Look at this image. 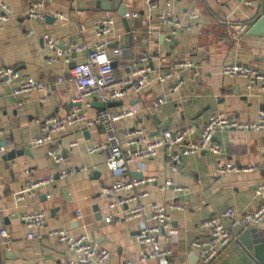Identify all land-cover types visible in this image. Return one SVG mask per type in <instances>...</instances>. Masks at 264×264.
<instances>
[{
  "label": "crops",
  "instance_id": "1",
  "mask_svg": "<svg viewBox=\"0 0 264 264\" xmlns=\"http://www.w3.org/2000/svg\"><path fill=\"white\" fill-rule=\"evenodd\" d=\"M32 1L0 0V4H5L13 14L10 20H0V67L16 68L20 77H31L52 86V91L45 94L33 91L14 96L12 88L18 81L9 85L0 82V144L6 149L4 154L21 151L15 154L8 167L3 160L4 154H0V228L6 229L11 238L7 246H0V264H67L72 251L47 235L53 228L84 234L96 247L109 250L110 257L105 264H121L125 260L139 264L142 248L136 239L137 221L104 220L105 216L120 213L124 208H107L101 189L111 178L104 154L87 152V147L103 140L101 128L66 127L59 132L53 142L62 156L61 164L57 165L47 156V145L30 143L32 137L41 133L38 120L49 115L68 114L76 93L70 70L84 61L95 43L97 22L115 14L117 22L108 47L109 53L116 48L122 52L113 60L115 78L125 76L144 52L159 54L161 60L153 65L160 71L179 59L193 61L199 71L195 81L189 80L191 71L183 69L164 83L151 81L140 94L129 93L114 101H120L121 105L109 106L111 110L134 107L138 111L136 116L116 122L121 139L125 130L134 127H143L150 136L158 133L160 127L172 131L187 125L199 128L215 111L234 114L242 122H256L258 111L264 108V88L259 85L247 88L245 79L223 76L222 66L236 62L264 73V43L261 40L264 32L250 33L249 25L257 15L258 0L250 5L230 0H172L168 8L161 4L168 14L167 22L162 21L144 0H119L116 8L114 0H102L99 6L96 5L98 0H46L44 20L26 15ZM120 4L125 5V12L129 14L137 12V16L132 17V25L122 23L117 12ZM58 14L66 19H59ZM191 14L197 17L191 18ZM45 34L58 48L69 49V61L62 54L48 62L53 52L46 46ZM80 44L85 49H76ZM59 77L63 81L58 82ZM180 80V86L172 92L171 87ZM93 102L86 112L88 116L96 109ZM153 102L159 104L153 114H148L146 108ZM213 140L222 147L220 155L201 152L183 157L176 171L171 169L163 149L153 158L136 161L128 168V176L156 178L157 184L144 186L148 192L144 202L177 199L184 206L172 212L175 257L168 264H196L191 241L205 237L201 223L227 208L238 214L249 212L260 200L254 189L264 184V130H221ZM227 161L238 166L253 163L259 165V169L217 174L216 165ZM65 166L85 170L65 179L56 178L52 184L38 188L33 197L16 199L17 192L28 188L30 182L48 174L56 175ZM25 170L29 173L24 174ZM166 178L186 187V192L176 197L170 188L159 191L157 186ZM32 210L45 212L47 224L28 239V229L21 215ZM75 210L80 211L81 218H76ZM247 260L237 240L222 249L211 264H244ZM147 264L157 263L149 260Z\"/></svg>",
  "mask_w": 264,
  "mask_h": 264
},
{
  "label": "built area",
  "instance_id": "2",
  "mask_svg": "<svg viewBox=\"0 0 264 264\" xmlns=\"http://www.w3.org/2000/svg\"><path fill=\"white\" fill-rule=\"evenodd\" d=\"M147 5L155 10L162 21H169L168 14L163 11L161 4L170 7L172 0H144ZM239 4L250 5L254 0H230ZM46 0H33L26 11V15L32 19L44 20L43 7ZM0 20L7 21L13 18V14L5 4H0ZM125 18L136 17L137 12L129 14L125 12ZM196 18V14H191ZM59 19H66L58 14ZM117 16L110 14L97 22L94 28L96 38L92 48L87 52L84 61L75 64L70 70V78L76 87V93L71 99V108L67 115H49L38 120L41 133L31 138L30 143L34 146L47 145V156L57 165L61 164L62 156L57 145H54L55 136L66 127L99 126L102 130L103 140L87 147L89 154L101 152L105 157V164L109 171L110 182L101 189V196L106 200L107 208L114 210L124 208L120 213L105 216L106 222L116 221H137L136 239L142 250L138 256L139 264H147L149 260L157 264H168V261L175 257V243L172 238V212L184 208L177 199L166 202L146 203L143 200L148 196L144 186L157 184L155 176H128L129 166L141 160L156 156L160 149H163L170 161L173 171H176L181 164L182 158L207 152L213 155H220L222 147L214 142L215 134L221 130H264V108L258 111L256 122H242L234 114L223 111L210 113L204 123L199 127L194 125L184 126L182 129L172 131L162 129L156 135L150 134L143 127H134L125 130L123 139L119 137L116 122L119 120L136 116L138 111L134 107H126L111 110L107 106L94 109L92 116L86 114L92 107L93 101L103 104L122 99L129 93L140 94L151 81L164 83L179 74L183 69L191 71L190 81L198 78L197 65L188 59L176 60L166 70L160 71L154 68V62L160 61L156 52L141 53L129 72L120 78L113 75V60L120 57V49L108 47L112 42L114 26ZM30 33V32H29ZM46 46L53 52L48 57V62L56 60L57 56L65 54L66 61H69V49L63 50L57 47L54 40L48 34L44 35ZM264 43V34L261 35ZM76 49H85L84 45L76 46ZM222 74L228 78L245 79L247 88L259 85L264 88V73L251 65L227 62L222 66ZM154 75V77H152ZM18 83L12 88V95L28 92L48 93L52 86L45 85L40 80L31 77H20L16 68L0 67V82L9 85L14 81ZM63 81L62 77L57 79ZM181 84L176 81L171 87L174 92ZM42 101V100H41ZM159 102H153L150 108H146L148 114L154 113V108ZM19 102L18 106L21 107ZM1 134V131H0ZM74 145V143H71ZM5 147L0 144V154H4ZM259 169V165L249 163L238 166L233 162L217 164L215 172L219 175L247 173ZM85 168L74 166L62 167L59 172L48 174L43 178L29 183L28 188L17 192L16 199L22 201L25 198L33 197L40 187L52 184L56 178L65 179L77 171ZM28 174V170L23 171ZM159 191L172 189L177 196L186 192L187 188L175 184L171 178H166L158 186ZM254 193L260 197L257 206L243 214H238L234 209L227 208L218 215H213L201 223L205 231V237L195 238L191 241V247L197 256L196 264H211L220 251L231 242L237 241L239 234L247 228L264 229V184L255 187ZM50 198V195H47ZM76 218H81L79 210H75ZM23 224L28 229L26 238L32 239L35 231L46 228V213L41 210H32L21 215ZM47 235L65 244L71 251L72 257L67 264H105L110 257L109 250L96 247L84 234H73L61 228H53L47 231ZM11 241L9 233L0 228V246H7ZM33 264H43L34 262ZM121 264H135L125 260Z\"/></svg>",
  "mask_w": 264,
  "mask_h": 264
},
{
  "label": "water",
  "instance_id": "3",
  "mask_svg": "<svg viewBox=\"0 0 264 264\" xmlns=\"http://www.w3.org/2000/svg\"><path fill=\"white\" fill-rule=\"evenodd\" d=\"M102 0H98L96 5L99 6ZM115 5L113 7L116 8V4L119 0H114ZM258 12L255 18L249 24L251 26L250 33H263L264 32V0H258ZM114 8V9H115ZM113 9V10H114ZM118 14L121 16V21L124 25H132L133 19L131 17L125 18L123 15L125 14V5L120 4L117 9ZM127 27L130 30V27ZM113 105H121V102H110L107 104H103L101 102L95 101L93 102V106L95 108H104ZM160 129H164V127H160ZM155 132L154 135H156ZM21 151H11L9 153L4 154L3 160L6 162L5 166L8 167L11 164V160L15 157V154H20ZM238 242L243 248L244 253L246 254L248 260L244 264H264V229L259 228H247L243 230L238 236Z\"/></svg>",
  "mask_w": 264,
  "mask_h": 264
}]
</instances>
